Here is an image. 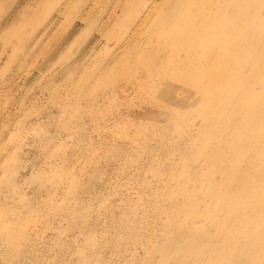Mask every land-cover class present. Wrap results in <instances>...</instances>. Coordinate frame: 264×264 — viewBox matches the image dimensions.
<instances>
[{"label":"rangeland","instance_id":"rangeland-1","mask_svg":"<svg viewBox=\"0 0 264 264\" xmlns=\"http://www.w3.org/2000/svg\"><path fill=\"white\" fill-rule=\"evenodd\" d=\"M124 1L0 0V264H264V0L230 80L176 90L185 116L144 76L104 72Z\"/></svg>","mask_w":264,"mask_h":264},{"label":"bare ground","instance_id":"bare-ground-1","mask_svg":"<svg viewBox=\"0 0 264 264\" xmlns=\"http://www.w3.org/2000/svg\"><path fill=\"white\" fill-rule=\"evenodd\" d=\"M65 1L68 5L74 0ZM90 1L81 0V6L86 7ZM248 7V0H125L119 12L113 10L110 13L117 21L123 16L125 27L120 31L115 29L109 32L120 49L114 57L113 65L110 66L109 62L104 66V72L112 71L117 65L122 73L130 75L125 78V82L129 84L136 83L138 77L144 76L147 87L162 102L161 111L175 110L185 116L187 110H181V106L185 104L187 97L184 96L177 102V89L197 93L200 89L222 84L230 80L232 67H239L247 61L245 55L250 42L246 13ZM214 11L216 15H213ZM88 18L87 15L85 19ZM224 19L233 20L238 25L244 21L242 32L232 35L221 23ZM232 25L234 24L230 27ZM135 29L144 30V37L138 39L131 35L130 47L126 43L121 45L120 37L128 36ZM261 29L260 37L264 40V25ZM175 40H181L185 46L187 55L184 59L167 58L165 48L169 41ZM180 45L176 44L175 49H180ZM203 47L209 50L207 57L199 62H192L195 51ZM154 49L156 51L153 52ZM220 61H223L222 70L214 72ZM177 64L178 70L175 67ZM258 76L264 83V72H259ZM161 90L163 93H160ZM198 97V94L190 95L193 100ZM243 99L245 96L242 95L231 96L229 101ZM178 181L170 189L171 195L175 197L185 193L187 189V182ZM1 223L2 221L0 225Z\"/></svg>","mask_w":264,"mask_h":264}]
</instances>
